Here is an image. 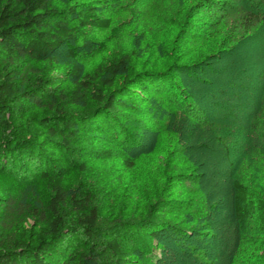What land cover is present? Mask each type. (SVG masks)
I'll return each mask as SVG.
<instances>
[{
  "label": "rangeland",
  "instance_id": "rangeland-1",
  "mask_svg": "<svg viewBox=\"0 0 264 264\" xmlns=\"http://www.w3.org/2000/svg\"><path fill=\"white\" fill-rule=\"evenodd\" d=\"M79 1L95 2L111 24L86 27L57 62L38 63L46 86L70 88V65L86 73L132 48L140 55L126 76L143 67L171 75L164 91L127 96L118 109L135 138L126 139L130 151L107 144L111 155L99 157L93 137L64 163L68 192L89 193L98 210L97 239L115 218L165 219L176 237L139 231L145 244L126 264H264V231L234 216L231 186L238 179L264 196V0H221L218 11L199 0ZM46 113L32 104L5 113L0 145L28 133L41 140L36 120ZM125 158L136 159L134 169ZM49 195L44 179L26 182L0 167V202L18 206L7 218L15 236L41 234L26 208L44 206ZM85 247L72 240L73 249Z\"/></svg>",
  "mask_w": 264,
  "mask_h": 264
},
{
  "label": "trees",
  "instance_id": "trees-1",
  "mask_svg": "<svg viewBox=\"0 0 264 264\" xmlns=\"http://www.w3.org/2000/svg\"><path fill=\"white\" fill-rule=\"evenodd\" d=\"M199 1L210 11L224 6L221 0ZM97 9L92 1L0 0V127H7L5 113H23L26 104L47 110L36 120L43 138L29 133L8 138L0 145V167L3 173L19 175L26 182L34 177L44 179L50 189L44 206L26 208L42 225L35 239L11 232L7 218L15 215L18 206L12 199L0 202V264H126L145 244L139 231L149 239L176 237L174 227L165 219L115 218L105 228V238L97 239L98 210L92 197L67 190L64 163L93 137H99L95 139L98 148L93 150L99 157L111 155L112 149L103 147L107 144L129 150L126 139L134 137L118 109L127 108L123 105L127 96L149 95L145 100L150 99L153 93L164 91L171 79L169 73L147 67L126 76L130 63L140 55L132 48L86 73L70 65V88L46 86L38 76V63L57 62L56 54L75 43L86 27L108 28L111 24ZM124 161L135 168L136 159ZM231 186L234 216L252 220L264 231V196L238 179H233ZM74 239H83L85 249H73Z\"/></svg>",
  "mask_w": 264,
  "mask_h": 264
}]
</instances>
